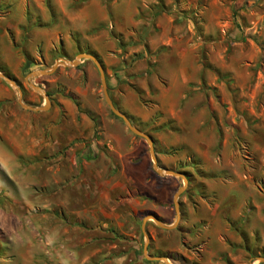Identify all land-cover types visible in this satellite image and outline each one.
I'll return each instance as SVG.
<instances>
[{"label": "rangeland", "instance_id": "rangeland-1", "mask_svg": "<svg viewBox=\"0 0 264 264\" xmlns=\"http://www.w3.org/2000/svg\"><path fill=\"white\" fill-rule=\"evenodd\" d=\"M194 11L184 0H0V34L23 59L15 74L0 72L41 108L30 72L96 57L114 106L152 138L159 168L188 180L178 226L147 221L148 256L251 264L264 257V26H237L231 11L206 30ZM116 21L153 29L125 44L109 27ZM185 68L187 79L177 72ZM29 82L48 95L46 110L22 107L0 77L9 92L0 101V264H73L78 246L96 250L84 264H166L145 257L143 220L172 225L184 180L157 174L147 141L111 113L91 60Z\"/></svg>", "mask_w": 264, "mask_h": 264}, {"label": "crops", "instance_id": "crops-1", "mask_svg": "<svg viewBox=\"0 0 264 264\" xmlns=\"http://www.w3.org/2000/svg\"><path fill=\"white\" fill-rule=\"evenodd\" d=\"M184 1L186 5L188 6V9L190 10V13H189L190 17L193 15L191 12H193L194 10L197 11V14L194 13V15L198 16V12H199L200 14L199 17L201 20L199 26H204L206 30L213 29L216 31L218 26H224L225 25L224 14L231 15V11L233 14L235 13L232 20L236 22L237 26H247L248 28L247 30H250V31H252L255 28V26H264V10H261L262 12L261 13L260 11L251 9L253 8L251 5H253L257 0H184ZM206 2L209 3V7L212 9V11H217L219 9V13L215 12V13L210 14L208 11V8L206 7V5H208ZM260 6H263L264 8V1L263 3L260 4ZM117 11H118V8H117ZM154 19L155 17L152 18V21ZM226 24L227 26H231V22L229 21H227ZM191 26H196L194 23L193 17L190 18L189 20V28H191ZM109 27L113 31V33H117L118 36L119 35L124 36L125 44L128 43V41L131 42L133 40L140 42L139 38L141 35L138 32L141 30L143 32H147L148 34V32L150 33V31H152L153 29V26H132L133 28L130 29L131 26H120L117 21L115 22V26L111 24V26ZM171 28L174 29L175 27L171 26ZM176 31L178 30L176 29ZM169 33H171V31ZM7 37L8 36L5 33L0 34V64L4 66L7 70L15 74V72L17 71V65H15L14 62L17 60L18 69H19V66L23 62V59H22V56H20L19 53L15 51V49L13 48V45L11 44V42L9 41ZM143 37H144V34H143ZM143 37L141 38L142 44L140 46L142 47V49H145V52H144L145 57L141 59L144 62L146 61L145 59L148 58L147 56L148 50H147L146 42L145 40H143ZM116 42L120 44L118 39ZM162 44L169 46L171 45V42L167 44L166 41H163ZM160 45L161 43L156 44L155 46L151 44V48L156 49V47L157 46L159 47ZM204 46H206L205 43H204ZM138 51L139 50L130 51V53H128L126 57H128L130 54L137 53ZM120 53L121 51L118 52V54ZM121 58L122 59H117V60L118 61L123 60V57ZM177 58H179V60H182L184 58V55L183 54L179 55L177 53ZM137 71H138L137 69L133 70V72H131V75H135L139 73ZM123 72H125V69L122 70L121 68V70L119 71V74L121 75L123 74ZM177 72L181 73V76L183 77V79H187L189 77L187 68H185V70L179 69V71ZM119 94L122 95V93H119ZM6 95L9 96V92H7V89H5L4 87L0 86V101L3 100V98H5ZM87 241H90V240H87ZM95 254H96L95 249L78 246L77 250L73 252L74 258L76 259L77 263H73V264H84V263L90 262L91 257L95 256Z\"/></svg>", "mask_w": 264, "mask_h": 264}, {"label": "water", "instance_id": "water-1", "mask_svg": "<svg viewBox=\"0 0 264 264\" xmlns=\"http://www.w3.org/2000/svg\"><path fill=\"white\" fill-rule=\"evenodd\" d=\"M82 60H91L92 62H94V64L98 68V70L100 72L101 83H102V87H103L105 101H106L111 113L114 114L116 117L120 118L124 122V124L129 129L130 132H132L134 135H136L138 137H141V138H143V139H145L147 141V143L149 145V148H150L151 158H152V161H153V168L157 172V174H159L161 176H163V175H171V176H174V177H181L184 180V186L178 190V192H177V194L175 195V198H174V206H175V210H176V220H175V222L172 225L167 226V225H164L162 222H160L159 219L156 216H148V217L144 218L143 225H142V231H143V233H144V235L146 237V242H145V245H144V255H145V257L147 259H149V260H155V261L162 260L166 264H171L168 258H159V257L151 258V257L148 256V245H149V242H150V238H149V236H148V234L146 232V224H147L148 220H153L160 228H162L164 230H173V229H175L178 226V224L180 222V218H181L180 205H179L178 199L184 193V191L186 190V187L188 185V180H187V178L184 175H181V174L173 172V171H165V170H162L161 168H159L158 160H157L156 153H155V150H154L152 138L149 135H147V134L143 133L142 131H140L139 129H137L136 127H134L131 124L130 120L121 111H119L114 106V103H113L111 97L109 96L108 86H107V83H106V76H105L104 69H103L101 63L97 60V58L92 56V55H89V54H79L77 56V58L74 61H72V62H69V61H63L62 63L61 62H57L55 64V66L52 69H50L49 71L37 70V71L30 72L27 75V77H26L27 84L29 86H31L34 90H36L37 92L42 94L43 97L45 98V101H46L45 106L41 107V108H33L31 106H28V105L24 104L23 101H22V92L19 89V87L17 86L16 82L13 81L11 78L5 76L1 72H0V77L3 80H5V82H7L8 84L18 88L19 93H20L19 103H20V105L22 107H24V108H26L28 110H35V111L46 110L48 108V106H49V103H50L48 95L41 88L33 86L29 81L33 80L34 78H36L38 76L51 75L57 69V67H59V65H61V64L66 65V66L76 67V66L79 65V63ZM256 261L259 262V263H264V257H259V258L256 259ZM256 261L252 260L251 264H254V262H256Z\"/></svg>", "mask_w": 264, "mask_h": 264}, {"label": "trees", "instance_id": "trees-1", "mask_svg": "<svg viewBox=\"0 0 264 264\" xmlns=\"http://www.w3.org/2000/svg\"><path fill=\"white\" fill-rule=\"evenodd\" d=\"M161 7H162V8H165L164 4H162V1H161ZM237 223H238V222H237ZM233 224H234V223H233ZM233 224H231V228H235V225H233ZM236 228H237V227H236ZM239 231L242 232V234H244V231H243V230H240V229H239Z\"/></svg>", "mask_w": 264, "mask_h": 264}]
</instances>
